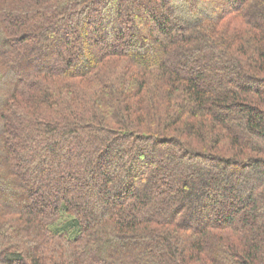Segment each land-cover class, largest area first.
<instances>
[{
    "label": "trees",
    "instance_id": "trees-1",
    "mask_svg": "<svg viewBox=\"0 0 264 264\" xmlns=\"http://www.w3.org/2000/svg\"><path fill=\"white\" fill-rule=\"evenodd\" d=\"M0 264H264V0H0Z\"/></svg>",
    "mask_w": 264,
    "mask_h": 264
}]
</instances>
